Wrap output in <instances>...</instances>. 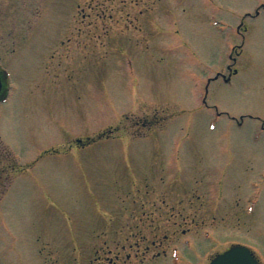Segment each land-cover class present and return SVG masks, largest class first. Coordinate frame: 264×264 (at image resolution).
I'll use <instances>...</instances> for the list:
<instances>
[{
  "label": "rangeland",
  "instance_id": "374dc122",
  "mask_svg": "<svg viewBox=\"0 0 264 264\" xmlns=\"http://www.w3.org/2000/svg\"><path fill=\"white\" fill-rule=\"evenodd\" d=\"M0 66V264H264V0H0Z\"/></svg>",
  "mask_w": 264,
  "mask_h": 264
},
{
  "label": "flooded vegetation",
  "instance_id": "af4514ba",
  "mask_svg": "<svg viewBox=\"0 0 264 264\" xmlns=\"http://www.w3.org/2000/svg\"><path fill=\"white\" fill-rule=\"evenodd\" d=\"M258 13L255 12V15H257ZM7 74L9 75L10 73L9 72H5L4 69H2V67L0 66V109L1 107H6L10 104V102L12 101V99L8 96V95H12L11 92H9L8 90L5 89V79H6V76ZM8 88V87H7ZM7 115V114H6ZM7 116H5V113H2L1 110H0V125L2 127V121H3V118H5ZM2 156H0V161H3V159H1ZM6 160L8 161L9 158L6 156L5 157ZM9 165V163H8ZM13 167L10 168L9 166V169H12ZM10 176H11V173L8 172H5L3 170L0 169V196L4 193V189L7 185L10 184ZM136 227H138L136 225ZM140 239H142V236L139 237ZM152 244H154V242H152ZM233 245H229V247H231ZM40 247V246H39ZM228 247V248H229ZM227 248V249H228ZM223 252V251H222ZM163 253V258L161 260H166V257H165V254L164 252H156L154 254H152L150 257H149V260H155V259H159V256ZM221 253V252H220ZM218 251H216L215 253H213V255L209 256V257H205L201 264H209V262L215 257L217 256L218 254H220ZM137 254V253H136ZM142 255V254H141ZM168 259V258H167ZM174 259V254H170L169 255V260H173ZM108 260V264H115L112 260H111V257L109 256L107 258ZM257 263V262H256ZM258 264V263H257Z\"/></svg>",
  "mask_w": 264,
  "mask_h": 264
},
{
  "label": "water",
  "instance_id": "95a60500",
  "mask_svg": "<svg viewBox=\"0 0 264 264\" xmlns=\"http://www.w3.org/2000/svg\"><path fill=\"white\" fill-rule=\"evenodd\" d=\"M209 264H256V260L246 247L234 245L215 256Z\"/></svg>",
  "mask_w": 264,
  "mask_h": 264
}]
</instances>
